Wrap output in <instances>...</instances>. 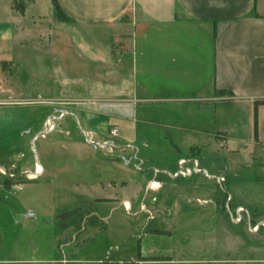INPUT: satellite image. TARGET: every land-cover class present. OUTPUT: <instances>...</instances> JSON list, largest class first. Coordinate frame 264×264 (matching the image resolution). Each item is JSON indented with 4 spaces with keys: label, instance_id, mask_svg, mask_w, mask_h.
<instances>
[{
    "label": "crops",
    "instance_id": "obj_1",
    "mask_svg": "<svg viewBox=\"0 0 264 264\" xmlns=\"http://www.w3.org/2000/svg\"><path fill=\"white\" fill-rule=\"evenodd\" d=\"M29 2L0 0V143L8 141L31 124L28 105L36 100L31 96L33 92L49 94L61 91L62 86H56V76H52L47 83L46 78L36 73L42 67L41 63L47 60L52 61L54 68L58 69L60 65L66 68L73 85L68 97L56 98L59 102L58 124L48 132H57L70 138L65 118L77 113L81 118L79 124L91 128L84 132L105 143L108 127L117 125L125 136L118 137V132L115 136L118 140H114L118 141L115 146H118L121 157L130 155L140 163L135 172L127 168L130 164L127 160L125 167L117 161L110 162L120 167L115 168L118 170L115 176L102 175L96 182L99 184L93 186L97 189H118L115 195L96 198L95 209H79L70 213L66 216L68 222L63 226L57 223L55 228L53 222L47 223L45 231L48 232L41 233L39 244L35 245L32 241L28 248L17 244L10 246L5 251L7 257L0 260V264H80L74 257L75 247L88 240L85 236L90 232L108 233L121 238L127 236L128 240L134 242L123 240L122 244L134 246L135 252L136 230L142 225V229H145L143 232H147L145 227L155 219L152 211L158 213L162 209L158 202L164 199L154 197L152 203L147 204V196L145 199V195L142 198L141 195L159 193L167 184L177 186L174 182L185 179L177 175L175 170L173 175L165 173L162 178L153 175L148 172L150 168L145 167L148 163L139 159L135 141L139 140L140 133H147L145 136L154 133L149 125L155 121H160L165 133L171 138L175 136V140L181 143L189 137L193 140L204 135L205 131L198 121L201 122L205 111L212 113L220 123L217 133L206 132L213 136V149L226 148L227 153L236 156L241 154V150L231 149L227 146V140H237L231 135L236 132V112H246L249 137L243 140L246 142L243 148L250 152L251 161H258L259 167L264 168V0ZM16 3H23L22 12ZM56 8L66 21L56 19ZM36 19L46 20L51 28L57 30L60 26L82 30L84 35L53 37L50 46L52 58L49 60L43 53L45 48L42 38L36 39L33 35L39 26ZM105 28L127 32L128 35L115 38V42L125 45L130 56L127 60L116 59L117 65L123 69L119 76L121 78L114 84H109L106 70L108 38L101 34L91 37L86 35ZM101 42L104 49L96 47ZM82 43L92 52L91 67L96 72L92 73L95 83L90 90L80 85L79 75L74 72L75 59L72 60L70 56L75 44ZM61 45L64 47L61 48ZM65 54L68 57L65 58ZM37 85L40 87L37 88ZM112 86L120 87V96L104 97V92L111 90ZM257 103L259 105L256 108ZM226 110L232 112L226 113ZM60 114L64 116L60 117ZM52 118L56 120L55 117L49 119ZM49 119L43 121V127L48 128ZM130 122L135 125H129ZM203 148L194 145L189 150L190 153L193 150L199 152ZM255 153L259 156L253 157ZM237 166L233 162L228 166V172L240 173ZM249 167L253 165L249 164ZM194 168L200 169L196 161L188 174L190 178L194 177ZM60 170L52 167L46 169L38 163H35L33 171L26 166L12 165L8 171L0 167V176L4 178L0 180V188L11 192L18 183L22 186L33 182H65V177L59 174ZM154 184L159 185V190L153 188ZM234 198L232 196L231 200ZM102 206L109 207L107 214L102 208L98 209ZM121 208L133 218L132 221L127 223L120 219V215L114 218ZM148 213L152 214L151 217ZM11 214L16 221L14 211ZM141 216H144V221L141 219L140 225L135 224V218ZM32 217L25 216L24 220L28 221ZM65 235L71 236L70 239L61 242V236ZM121 245L115 250L120 251ZM142 248V245L137 246L138 259L155 255L151 254L152 251L143 255ZM61 252L63 257L60 256ZM134 254L129 262L135 261ZM104 261L106 264H123L121 260L109 259V255L96 262L100 264ZM151 263L166 264L173 261Z\"/></svg>",
    "mask_w": 264,
    "mask_h": 264
},
{
    "label": "rangeland",
    "instance_id": "obj_2",
    "mask_svg": "<svg viewBox=\"0 0 264 264\" xmlns=\"http://www.w3.org/2000/svg\"><path fill=\"white\" fill-rule=\"evenodd\" d=\"M29 1L32 0H26V3H30ZM55 14L56 19H59L57 13ZM60 19H62L61 15ZM36 21L39 26L33 35L36 39L42 38L44 43L42 46L45 48L43 53L49 60L52 58L50 46L53 37L84 35L82 30L70 29L67 26H60L57 30L51 28L46 20L36 19ZM99 34L106 36L109 40L106 70L109 84H114L121 78L119 76L123 69L121 65H117L116 59L127 60L130 56L125 45L115 42V38L128 35L127 32L110 28L100 32L92 31L86 35L91 37ZM30 46L34 47V45ZM63 47L61 45V48ZM96 47L104 49L103 42ZM87 49L85 43L75 44L70 56L72 60L75 59L74 72L75 75H79L80 85L90 90L95 83L92 73L96 72L91 67L92 52ZM66 56L68 57L65 54V58ZM46 61L41 63L43 65L36 73L43 79L46 78L47 83L51 81L52 76H56V86L58 84L62 86V89L59 93L47 94L40 91L32 93L31 96L36 100L28 105L31 124L22 132L14 134L8 141L0 143V167L8 171L12 165L26 166L33 171L35 163H38L46 169L60 168L59 174L65 177L66 181L61 180L60 183L55 184L33 182L22 186L18 183L11 192L0 188V260H5L7 257L5 251L14 244L27 248L32 241L35 245L39 244L41 233L48 232L45 231L47 223L53 222L54 227L57 223L63 226L68 222L66 216L70 213L79 209L87 211L93 207L95 209L97 208L96 198L115 195L118 189H97L93 186L99 184L96 182L102 175L115 176V172L118 171L115 168L120 167L110 162L117 161L125 167L124 163L127 160L130 162L127 168L135 172L140 163L130 155L121 157L118 146H115L118 141L114 142L118 138L112 135L114 129L119 130L117 125L112 124L108 127L109 138L107 137L106 142L113 143L112 151L109 146H103L104 148L100 146L104 144L102 140H95L84 132L91 128L79 124L81 118L77 113L65 118L66 131L71 134L70 138L59 135L57 132H48V128L43 127V121L50 117H55L56 120L53 123L58 124L59 102L56 98L68 97L70 89L73 88L69 81L71 75L66 68H62L61 65L58 69L54 68L52 61ZM122 78L125 79V77ZM120 94V87L112 86L111 90L104 92L103 96L117 97ZM228 112L232 111L226 110V113ZM236 114L237 123L234 126L236 132L231 135L237 140H227V146L231 149L241 150V154L236 156L227 153L226 148L213 149L215 145L213 136L206 132L217 133L220 123L217 122L215 115L206 111L201 122L198 121L205 133L197 136L196 139L192 140L189 137L181 143L177 142L175 136L171 138L168 133H165L166 130L160 121L149 125L154 133L157 130L160 132L151 133L148 136H145L147 133H140L139 140L135 141V148L139 150V159L148 163L145 164V167L150 168L148 172L162 178L166 175L165 173L173 175L175 170L177 175L185 179L174 182L177 186L167 184L159 193L150 192L147 195L144 193L141 195V198L145 195V199L147 196V204L152 203L154 197L158 200L163 197L164 199L158 202L162 209L158 213L152 211L155 219L145 227L148 229L147 232H143L145 229H142V225L138 231L136 230L135 252H133L134 246L122 244L123 240L134 242L132 239L128 240L127 236L121 238L108 233L90 232L85 236L89 239L75 247L74 257L79 260V263L97 264L96 261L104 260L105 256L109 255V259L121 260L123 264H134V262L135 264L139 262L153 264L151 262L171 260L173 263L166 264H264V220H262L264 217V168L259 167L258 161L255 163L251 161L250 152L243 148L246 144L243 140L249 137L246 112L239 111ZM128 124L135 125L131 122ZM118 137H125L122 129L119 130ZM84 143L86 146H82ZM194 145L204 146V148L199 152L193 150L190 153L189 147ZM252 156L259 155L255 153ZM262 159L264 163V156ZM195 161L199 163L200 169L194 168L192 175L194 177L190 178L188 171L194 167ZM233 162L238 165L240 173L228 172V166ZM249 164L253 167H249ZM3 179L0 176V180ZM153 188L159 190V185L155 184ZM232 196L235 198L231 200ZM100 208L106 211V214L109 211L107 206L98 207ZM11 211H14L16 221L13 220ZM29 215L33 217L25 221L24 217ZM147 215L151 217L152 214ZM118 216L127 223L133 219L124 208H121L114 218L117 219ZM143 218L144 216L135 218V224L140 225ZM48 230L51 229L48 228ZM70 237L61 236V242L67 241ZM119 245L122 249L115 250ZM139 245L143 247V255L151 251V254L155 255L138 259L136 253ZM133 254L135 261L129 262ZM60 256L63 257L62 252Z\"/></svg>",
    "mask_w": 264,
    "mask_h": 264
},
{
    "label": "built area",
    "instance_id": "obj_3",
    "mask_svg": "<svg viewBox=\"0 0 264 264\" xmlns=\"http://www.w3.org/2000/svg\"><path fill=\"white\" fill-rule=\"evenodd\" d=\"M64 116V114H60V117H63ZM55 119L54 118H52V120H50L49 122H48V130H53L54 128H55V124L53 123V121H54ZM118 129H114L113 131H112V135L113 136H117V134H118ZM103 146H109L110 148H111V151H112V148L114 147V145H113V143L112 142H105L104 144H103ZM188 173H190V171H188ZM100 264H106V261H104V262H101ZM140 264V263H139Z\"/></svg>",
    "mask_w": 264,
    "mask_h": 264
},
{
    "label": "trees",
    "instance_id": "obj_4",
    "mask_svg": "<svg viewBox=\"0 0 264 264\" xmlns=\"http://www.w3.org/2000/svg\"><path fill=\"white\" fill-rule=\"evenodd\" d=\"M15 5L21 12L24 10L23 3H16ZM56 13H57V18H59V19H57L58 21H60V22L66 21L65 18L62 16L61 12L57 8H56ZM60 15L62 16V19H60ZM258 105L259 104L257 103L256 108L258 107Z\"/></svg>",
    "mask_w": 264,
    "mask_h": 264
},
{
    "label": "flooded vegetation",
    "instance_id": "obj_5",
    "mask_svg": "<svg viewBox=\"0 0 264 264\" xmlns=\"http://www.w3.org/2000/svg\"><path fill=\"white\" fill-rule=\"evenodd\" d=\"M154 185H155V184H154ZM154 185H153V186H154Z\"/></svg>",
    "mask_w": 264,
    "mask_h": 264
}]
</instances>
